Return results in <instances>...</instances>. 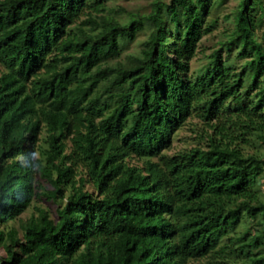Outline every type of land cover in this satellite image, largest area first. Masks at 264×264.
Returning <instances> with one entry per match:
<instances>
[{
  "label": "trees",
  "instance_id": "1",
  "mask_svg": "<svg viewBox=\"0 0 264 264\" xmlns=\"http://www.w3.org/2000/svg\"><path fill=\"white\" fill-rule=\"evenodd\" d=\"M212 3L0 0V264H264V0L193 75ZM192 117L206 147L165 153ZM40 179L56 217L22 218Z\"/></svg>",
  "mask_w": 264,
  "mask_h": 264
},
{
  "label": "rangeland",
  "instance_id": "2",
  "mask_svg": "<svg viewBox=\"0 0 264 264\" xmlns=\"http://www.w3.org/2000/svg\"><path fill=\"white\" fill-rule=\"evenodd\" d=\"M155 0H105L106 12L116 16L121 21H125L130 15L146 14L151 9V4ZM168 2L169 0H162ZM240 0H213L212 6L209 12L205 16V22L211 23L214 21L212 30L204 34L196 48L195 56L189 61V67L193 75L197 74L199 70L209 61V55L217 48H219L222 42L228 40L230 33L234 27V11ZM81 19H84L82 16ZM149 28L143 29L139 32L132 42H128L123 51L120 54V59L129 53H136L139 51L141 43L145 40ZM257 34L261 35L262 30H257ZM238 50L232 48L230 53L226 50L222 51L223 57H229L231 63L236 64V54ZM239 61V60H238ZM242 62V61H241ZM241 62L237 63L238 66ZM44 132L42 131L39 136L37 144V152L34 153V158H37L41 154V150L46 146L43 142ZM205 133H212L207 126L197 118H190L181 128L177 129L171 137L170 145L164 150L165 153L173 155L181 150L190 149L193 147L205 148L207 144V138ZM243 151L247 154L259 153L264 154V145H242ZM132 163H141L136 159L131 160ZM261 188L264 191V179L260 181ZM50 188V186L42 181L38 182V188H36L37 195L33 201V204L25 210L20 216L27 218L32 213H36V207H42L48 210L52 217H56L57 205L46 196L42 194L43 188ZM10 225H18L17 221L10 222ZM245 225L239 227V231H242ZM1 253V250H0Z\"/></svg>",
  "mask_w": 264,
  "mask_h": 264
}]
</instances>
